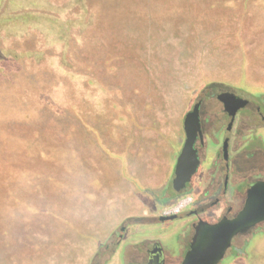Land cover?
Masks as SVG:
<instances>
[{"label": "rangeland", "instance_id": "1", "mask_svg": "<svg viewBox=\"0 0 264 264\" xmlns=\"http://www.w3.org/2000/svg\"><path fill=\"white\" fill-rule=\"evenodd\" d=\"M53 1L67 6L64 13L49 4L46 10L29 7L15 15L48 16L41 23L57 34L55 41L47 45L40 30L33 32L25 20L17 19L25 31L12 47L35 53L31 70L19 59L18 68L0 73V264H90L101 245L120 226L129 225L131 217L154 222L130 224L123 242L158 238L171 254L182 256L181 234L189 219H156L185 209L189 195L159 205L144 191L165 184L182 146L166 154L177 146L170 134L162 135L170 141L163 166L168 167V156L175 158L158 187L143 186L128 170L131 132L159 135L155 118H166L173 133L171 122L183 118L185 138V115L199 94L210 91L202 92L204 86L213 82L264 95V54L254 62L257 53L242 52L235 42L232 0H180L178 5L175 0L164 9L139 2L132 14L121 11L116 19L101 15V9L119 3L126 11L125 0ZM18 2L31 5V0ZM82 5L87 15L77 28L70 22L81 15ZM144 10L147 22L139 16ZM93 28L123 53L81 54L84 35ZM43 49L56 59L45 68L35 59ZM111 164L121 166L134 191L116 180ZM129 193L149 198L155 214L123 217ZM108 264H120L119 254Z\"/></svg>", "mask_w": 264, "mask_h": 264}, {"label": "flooded vegetation", "instance_id": "2", "mask_svg": "<svg viewBox=\"0 0 264 264\" xmlns=\"http://www.w3.org/2000/svg\"><path fill=\"white\" fill-rule=\"evenodd\" d=\"M49 4L61 14L67 7L53 0H31V5H21L18 0H0V73H3L5 69L18 68L19 59L24 61L27 70H31V54L35 53L24 52L12 47L13 41L21 37L25 31L18 25L17 19L25 20L28 28L30 27L33 32L40 30L42 40L47 45L55 41L57 34L42 26L41 23L46 21L48 16L24 14L25 12L15 15L17 10L29 7L46 10V5ZM81 11V15L70 22L71 24L73 22L72 25H76L77 28L83 26V18L87 15L84 5L81 6ZM57 30L58 28L55 31ZM63 52L65 55L68 54V48H64ZM36 54L35 59L38 66L43 65L42 67L45 68L46 64L51 65L56 62L54 57L47 55V49ZM7 57H10L12 61L7 60ZM209 92L201 97L199 94L195 101V103L201 102L202 136L199 135L195 143L201 161L198 171L192 181L180 191L173 186L175 177V172H173L168 189L161 197L169 198L165 205L187 195L190 197L185 209L173 213L176 214L174 219H189L181 234L182 256L171 254L168 246H165L164 242L158 238L145 239L140 242H123L124 232L129 226L124 224L109 236L107 239L109 242L105 243L102 250L99 248L96 251L90 264H108L117 253L120 264H181L190 247L198 221L203 219L214 223L225 217H234L243 208L251 183L264 181V95L255 96L250 92H241L224 86H221L214 95ZM221 92L235 93L247 102L238 106L233 99L226 104L218 98ZM91 100L94 103V100ZM77 113L79 120L85 123L83 113L79 111ZM132 119L135 120L134 117ZM184 141L185 138L181 146ZM198 179L199 190L195 192ZM168 215L171 214L161 216ZM156 220L159 223L167 221L161 220L160 216ZM111 251H114L113 255L107 261ZM228 256L229 259L224 261V258ZM224 258L219 264H264V220L246 232L237 234Z\"/></svg>", "mask_w": 264, "mask_h": 264}, {"label": "crops", "instance_id": "3", "mask_svg": "<svg viewBox=\"0 0 264 264\" xmlns=\"http://www.w3.org/2000/svg\"><path fill=\"white\" fill-rule=\"evenodd\" d=\"M125 1V6L128 7L125 8L126 11H123V7L117 3L116 5H110V7L106 6V8L101 9V15L112 14L114 19H116L118 17V13L121 11L128 12L125 14H132L129 13L132 12L131 8H137V5L139 4L136 3L139 2L146 4L145 2L150 1L151 5L159 7L163 6L161 9H164L165 7H171L172 2L175 0H166V2H163V0ZM231 3L234 5L236 3L235 8L237 12L235 42L241 46L242 52L245 50L248 54L249 50H251L250 52L252 54L257 53L253 60L258 63L260 58L258 54H264V0H232ZM176 4H180V0H176ZM90 7H93V5ZM172 10L170 9L169 11L172 13ZM139 16L144 20V22H147L146 10L140 12ZM99 21L101 23L100 18ZM154 23L157 25V22L153 21V24ZM115 26L116 23H114L112 27ZM113 32L114 31L111 29L112 35ZM103 33L104 32L101 30L97 31L94 28L87 32L83 39L85 48L82 50L81 54H122V47L118 48L117 44H115L113 40H107L105 37H102ZM155 119L156 122H159V135L146 134L144 132L142 133V131L133 130L131 134L133 136L132 138H134V142L131 144L132 146L129 151V173L131 176L137 178L143 186L148 187H158L163 182L169 164L172 162L173 158H175V156L169 157L167 155L168 167L163 166V155L167 152L165 148L166 144L168 145L170 141L174 142L177 147H172L173 149L169 148V151L166 154H175L177 152H175V150L181 147L184 140L183 118L179 119V121L176 119L174 122H171L175 127V131L173 133L171 130V124L166 118ZM138 121L142 124L145 123V121L143 122L140 119ZM163 134H170L172 139L169 142H165L162 138ZM149 155L153 157L149 158ZM111 167H114L113 171L115 172L114 176L116 180L122 183L124 187L126 186L128 188L130 185V191H134L132 186L133 184L128 183V181L124 179L120 169L121 166L111 164ZM106 174L107 173L105 172L103 173V179H105ZM109 180H111V178L108 179V181ZM126 203L128 209L127 212L124 213L123 217L155 214V212L149 208L150 199L142 195L129 193V195H127Z\"/></svg>", "mask_w": 264, "mask_h": 264}, {"label": "water", "instance_id": "4", "mask_svg": "<svg viewBox=\"0 0 264 264\" xmlns=\"http://www.w3.org/2000/svg\"><path fill=\"white\" fill-rule=\"evenodd\" d=\"M218 98L226 104L235 99L238 106L247 102L232 92H221L218 94ZM200 104V101L193 103L185 115V141L168 180L159 189L144 188V191L155 196L159 205H163L169 200L168 197H161L165 195L168 189L173 172H175L173 186L177 191H180L186 187L188 182L192 181L198 171L201 161L195 143L198 136H202ZM232 113H235V111H232ZM175 217L176 214H171L160 216V219L169 220ZM262 220H264V181H256L251 183L247 190L244 206L234 217H225L214 223L203 219L198 221L190 247L186 251L181 264H219L230 247L233 238L239 233L246 232Z\"/></svg>", "mask_w": 264, "mask_h": 264}, {"label": "trees", "instance_id": "5", "mask_svg": "<svg viewBox=\"0 0 264 264\" xmlns=\"http://www.w3.org/2000/svg\"><path fill=\"white\" fill-rule=\"evenodd\" d=\"M220 87H221V83L219 82H213V83H210V84H207L204 86V88L202 89V92L205 90V89H210V92L209 94L211 95H214L218 92V90H220ZM137 222H142V223H152L154 222V218H150V217H131V218H128L126 220V223L127 224H133V223H137ZM109 240H107L105 243H108ZM105 243L103 244V246L100 248L102 250V248L104 247ZM113 252L114 251H111V255L107 258V261L109 259H111L112 255H113Z\"/></svg>", "mask_w": 264, "mask_h": 264}]
</instances>
